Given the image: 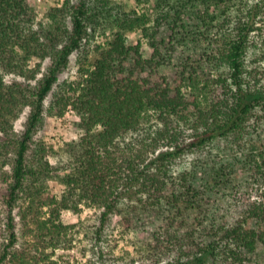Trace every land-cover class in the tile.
I'll use <instances>...</instances> for the list:
<instances>
[{
	"label": "trees",
	"instance_id": "obj_1",
	"mask_svg": "<svg viewBox=\"0 0 264 264\" xmlns=\"http://www.w3.org/2000/svg\"><path fill=\"white\" fill-rule=\"evenodd\" d=\"M136 2L65 0L39 21L33 0H0V264H78L58 251L79 239L87 264H264V0ZM75 52L78 79L60 82ZM70 107L77 140H35ZM221 196L242 203L232 221ZM84 206L95 220L65 223ZM113 219L146 226L134 253L108 247Z\"/></svg>",
	"mask_w": 264,
	"mask_h": 264
},
{
	"label": "rangeland",
	"instance_id": "obj_2",
	"mask_svg": "<svg viewBox=\"0 0 264 264\" xmlns=\"http://www.w3.org/2000/svg\"><path fill=\"white\" fill-rule=\"evenodd\" d=\"M65 0H33L36 5L38 12V20L45 21L46 14L50 10L51 7L61 6ZM77 1V0H74ZM116 11V7L125 10L126 12H130L132 10H136L140 14L143 13L148 7L146 5H138L136 0H111ZM154 24L153 22L151 23ZM161 31L164 33L169 32L165 27L161 28ZM141 36V32L130 33V42L135 43ZM112 38V34L108 31L106 34L101 32H96L93 34V38H90L89 43L86 45L87 48L90 46H94L96 43H106L108 40ZM85 46V47H86ZM144 51L147 56H149L152 52L149 44L144 42ZM79 55L80 52H75L70 57V63L66 70L59 76L60 82H64L66 80L75 81L79 76ZM172 56L173 65L167 68V71H172V69L179 63V59L184 56V48L178 47L174 53L170 54ZM37 60H34L32 65H35ZM49 66V62H45L43 65V71ZM41 77V76H40ZM30 110L27 109L21 116V118L16 123V130L19 132H24L26 128L27 119L29 116ZM79 121L77 114L70 107L63 117L56 116H45V119L40 128L35 135L36 141H43L47 146L53 147L56 151H58L65 143L77 140L81 131L77 128L76 122ZM240 182L242 183V193L241 196L244 195L245 199L251 197V200H256L259 197L257 193L253 194V196H247L244 192L247 189L245 174H240ZM50 189L54 194L60 195L63 186L57 181H50ZM228 193V192H226ZM7 195V186L3 182L0 181V204L3 206V202ZM229 195V194H228ZM220 204L222 207L221 215H226V217L232 221L235 217H237L242 209L241 201L238 197L233 198L232 196H221ZM236 199V200H234ZM82 214L78 215L71 211L63 212V220L65 223H77L80 219H93L95 220L98 216L99 211L95 208H91L88 206L83 207ZM18 211V210H17ZM16 211V212H17ZM111 227L113 228V232L109 237L110 242L107 244L108 247L115 250V253L118 255L124 254L126 251H130L134 253V247L132 246V241H135L136 237L139 236L141 239H145L147 236L146 226H143L140 223L136 229H133L129 232L126 231L124 225H122L118 219H113L111 223ZM84 241L79 239L76 245L71 250H60L58 251L59 255H64L67 259H69L72 263L78 264H87V259L89 256L83 255ZM263 249H261L262 251ZM256 262V263H255ZM255 262L252 264H261L263 262V258L261 256L255 259Z\"/></svg>",
	"mask_w": 264,
	"mask_h": 264
}]
</instances>
